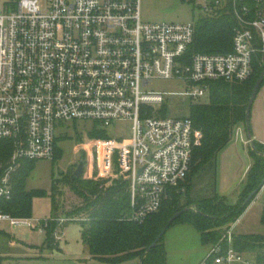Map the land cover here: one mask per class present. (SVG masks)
Masks as SVG:
<instances>
[{
	"label": "built area",
	"instance_id": "obj_1",
	"mask_svg": "<svg viewBox=\"0 0 264 264\" xmlns=\"http://www.w3.org/2000/svg\"><path fill=\"white\" fill-rule=\"evenodd\" d=\"M141 1L0 0V139L12 144L0 201L12 198L14 175L25 161L54 157L63 122L131 123L130 137L92 139L81 150L92 158L104 148L108 168L99 176L129 182L132 221L158 213L168 188L185 179L201 132L189 114L164 110L174 93L145 87L182 80L191 86L179 93L182 100L201 102L214 81L248 80L254 56L264 59V0L197 1L208 17L226 11L235 19L233 47L225 54L191 53L196 24L145 22ZM3 221L38 228L31 217L0 210ZM212 256L216 264H256L236 250L229 231L226 247L213 245Z\"/></svg>",
	"mask_w": 264,
	"mask_h": 264
},
{
	"label": "trees",
	"instance_id": "obj_2",
	"mask_svg": "<svg viewBox=\"0 0 264 264\" xmlns=\"http://www.w3.org/2000/svg\"><path fill=\"white\" fill-rule=\"evenodd\" d=\"M234 25L235 19L226 11L218 16L201 17L196 22V36L190 52H230L233 47ZM263 69L264 59L260 54H256L253 58V74L248 80L214 81L210 84L208 102L190 103L189 116L194 128L199 130L202 136L200 143L196 144L192 151L190 171L185 177L186 179L190 175L188 183L183 184L181 181L177 186L169 187L161 210L145 221L136 222L128 218L131 212L129 182L122 177L113 182L110 179L75 177L74 174L66 177L65 184L83 200L69 216H76L72 221H81L84 225L83 239L94 258L107 263H121L138 258L142 261L141 264H167L164 236L150 251L147 249L168 221L180 211L181 215L170 226L175 223L193 225L199 231L204 244L215 245L227 234V227L243 215L257 196L246 203L248 195L264 179V155L250 150L253 161L246 174L240 195L241 201L237 204H230L226 196L218 192L217 157L232 142L236 127L246 122L248 101ZM89 137L107 138L104 137V132L97 129L89 132ZM256 145L260 152H264V143L256 142ZM11 151V142L0 139V175L11 156ZM31 163L25 161L15 173L12 198L0 201V210L14 217H31L33 199L48 196L44 190L26 189L25 182ZM57 186H53L49 195L52 198L53 220L59 213L55 197ZM260 224L264 226V201ZM56 226L55 223L47 225L48 246L53 244ZM2 236L6 235L0 231V238ZM234 247L239 252L247 250L256 253L255 263L264 264V236H234ZM209 261L210 258L207 257L203 263L208 264Z\"/></svg>",
	"mask_w": 264,
	"mask_h": 264
},
{
	"label": "rangeland",
	"instance_id": "obj_3",
	"mask_svg": "<svg viewBox=\"0 0 264 264\" xmlns=\"http://www.w3.org/2000/svg\"><path fill=\"white\" fill-rule=\"evenodd\" d=\"M40 1L45 6L47 0ZM197 1L200 2V0H142V20L145 22H193L196 24L201 17H207ZM189 86L182 80L157 79L153 80L145 89L174 93L164 105V110L173 116H183L189 114V105L193 101L182 100L183 97L179 93L187 91ZM209 100L210 95L201 99L202 102ZM154 108L159 110L161 106L155 105ZM240 128L241 133L236 134ZM94 129L104 132V137L107 138L123 139L131 136L130 122H114L109 126L92 121L60 123L57 128L54 157L28 161L32 163L25 182L26 189L44 190L48 193L46 197L33 199L31 218L36 221L38 228L13 227L7 221L0 222V230L7 233V236L0 238V264H138L137 258L121 263H107L94 258L83 239L84 225L81 221H72V219H76V216H69V213L83 200L65 184V179L67 176L73 175L80 160H85L82 178L110 179L112 182L121 178L118 175L99 176L98 170L108 168L107 152L104 148H100L96 154L94 152V160L93 157H88V154L81 150V144L85 141L89 145L93 144L89 132ZM250 129L253 136L259 139L258 141H264V85L259 89L251 109ZM248 140L246 124L238 125L234 131L232 142L217 157L218 192L225 195L230 204H237L241 201L240 195L244 188L246 174L253 161L251 155L253 149L249 143H245ZM258 141L255 140V142ZM189 176L183 180V184L188 183ZM54 185H58L55 197L59 213L53 220L51 219L52 198L49 195L52 193ZM244 197L245 195H243ZM263 201L264 188L249 204L243 215L226 230L233 236L247 234L264 236V226L260 224ZM50 223L57 224L52 246H48L47 242V225ZM164 243L168 252L167 264H200L202 259L210 254L213 247V245L208 247L202 243L200 234L193 225L183 223H175L168 228L164 234ZM219 244L226 247V235H223L215 245ZM241 253L255 262L256 253L247 250ZM214 258L215 256H212L209 263Z\"/></svg>",
	"mask_w": 264,
	"mask_h": 264
},
{
	"label": "water",
	"instance_id": "obj_4",
	"mask_svg": "<svg viewBox=\"0 0 264 264\" xmlns=\"http://www.w3.org/2000/svg\"><path fill=\"white\" fill-rule=\"evenodd\" d=\"M264 82V69L262 70V72L260 73L259 75V78L257 79L254 87H253V90H252V93L250 95V98H249V101H248V105H247V109H246V115H245V119H246V126H247V130H248V137H249V144H250V147L256 152V153H259V154H262L264 155V152H260L257 145H256V142H255V138L252 134V131L250 129V114H251V109H252V106H253V103H254V100L258 94V91L262 85V83ZM84 167H85V160L82 159L79 161L78 165H77V168L76 170L74 171V176L75 177H81L83 172H84ZM264 188V179L262 180V182L260 183V185L255 189L253 190L247 197L246 199V203H248L251 199H253L254 196L258 195V193ZM187 210V209H185ZM182 211L176 213L167 223V225L164 227V229L160 232V234L156 237V239L154 240V242L151 244V246L147 249V251H150L152 249V247H154L156 245V243L162 238V236H164V234L166 233V231L168 230V228L170 227V225L174 222V220L176 218H178L180 215H181ZM141 260L139 262V264H141Z\"/></svg>",
	"mask_w": 264,
	"mask_h": 264
},
{
	"label": "crops",
	"instance_id": "obj_5",
	"mask_svg": "<svg viewBox=\"0 0 264 264\" xmlns=\"http://www.w3.org/2000/svg\"><path fill=\"white\" fill-rule=\"evenodd\" d=\"M255 138V137H254ZM255 140H259L258 138H255ZM258 142H260V141H258ZM260 143H264V141L263 142H260ZM251 166V165H250ZM249 166V167H250ZM262 207V206H261ZM0 231H2V230H0ZM199 232V231H198ZM3 233H5V232H3ZM200 234V233H199ZM5 235L7 236V233H5ZM200 237H201V235H200ZM202 241V240H201ZM203 243V242H202ZM204 244V243H203ZM205 246H208V247H211V245L210 244H204ZM165 246H166V244H165ZM166 251H167V249H166ZM167 255H168V252H167ZM207 257H205V258H203L202 259V261H201V263L200 264H202L204 261H205V259H206ZM249 259H251V258H249ZM252 260V259H251ZM137 262H138V264H139V262H140V260L137 258ZM169 264V263H168ZM209 264H214L213 263V261H211Z\"/></svg>",
	"mask_w": 264,
	"mask_h": 264
}]
</instances>
